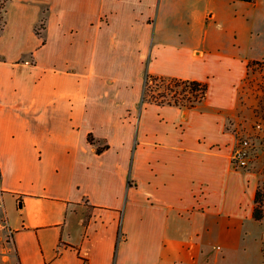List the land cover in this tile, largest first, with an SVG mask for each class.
<instances>
[{
	"label": "crops",
	"instance_id": "crops-1",
	"mask_svg": "<svg viewBox=\"0 0 264 264\" xmlns=\"http://www.w3.org/2000/svg\"><path fill=\"white\" fill-rule=\"evenodd\" d=\"M160 1L0 0L3 262L264 264L231 166L264 0ZM146 73L206 97L141 105Z\"/></svg>",
	"mask_w": 264,
	"mask_h": 264
},
{
	"label": "rangeland",
	"instance_id": "rangeland-1",
	"mask_svg": "<svg viewBox=\"0 0 264 264\" xmlns=\"http://www.w3.org/2000/svg\"><path fill=\"white\" fill-rule=\"evenodd\" d=\"M159 1V0H158ZM164 1H160V5L164 4ZM156 6H158V2H156ZM1 7V6H0ZM2 25L1 21V10H0V27ZM38 32V31H37ZM252 55H258L262 53V51L258 49L252 50ZM153 86V85H151ZM245 89L246 99L250 104L249 112L242 117L243 124L242 126H236L232 129V134L235 139V144L233 148L239 146V143L244 138H250L249 140L252 142V147L249 150V167L244 171L248 172L251 177H254L256 181V188L261 187L264 191V65L261 63H252L247 77L245 78V85L243 86ZM159 89H151L148 92V95L157 94ZM148 95H144V90L141 95V105H147ZM143 97H145L143 99ZM245 98V97H244ZM246 99L244 102H246ZM261 125L259 129H257L256 125ZM232 148V151H233ZM264 205V198H263ZM6 219L3 213V209L0 201V245L4 244L5 235H6ZM2 228V229H1ZM257 235L264 237V224L257 229ZM258 237V236H257ZM7 241H9V237L7 235ZM264 244V240L262 241ZM6 248V243H5ZM1 250V246H0ZM3 255L6 256L7 253L3 252ZM10 261L9 263H11ZM0 264H8L1 260L0 255ZM12 264V263H11Z\"/></svg>",
	"mask_w": 264,
	"mask_h": 264
},
{
	"label": "trees",
	"instance_id": "trees-1",
	"mask_svg": "<svg viewBox=\"0 0 264 264\" xmlns=\"http://www.w3.org/2000/svg\"><path fill=\"white\" fill-rule=\"evenodd\" d=\"M241 1L249 2L247 0ZM250 66L251 64L249 63L248 67L250 68ZM150 87L151 89H159V92L156 95L151 94L149 96L148 92L150 91ZM143 90L144 95H148V103L156 106H176L189 110L194 108L206 97L207 85L194 80L164 78L146 73ZM144 98L145 97H143V99ZM100 151V149H97V153H100ZM263 198V189L261 187H257L253 197L252 209V218L257 222L264 220ZM262 251L264 254V244Z\"/></svg>",
	"mask_w": 264,
	"mask_h": 264
},
{
	"label": "built area",
	"instance_id": "built-area-1",
	"mask_svg": "<svg viewBox=\"0 0 264 264\" xmlns=\"http://www.w3.org/2000/svg\"><path fill=\"white\" fill-rule=\"evenodd\" d=\"M249 2H253L255 0H247ZM261 125H256L257 129L260 128ZM250 139V138H249ZM248 138H244L240 141L239 146L233 148L231 152V166L235 170H245L249 167V150L252 147V142ZM82 264H87L86 260L82 261Z\"/></svg>",
	"mask_w": 264,
	"mask_h": 264
}]
</instances>
